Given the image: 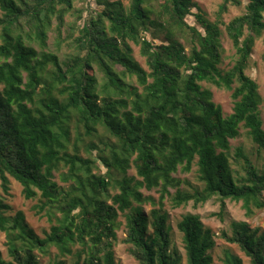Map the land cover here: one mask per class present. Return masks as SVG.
Returning <instances> with one entry per match:
<instances>
[{
	"label": "trees",
	"instance_id": "obj_1",
	"mask_svg": "<svg viewBox=\"0 0 264 264\" xmlns=\"http://www.w3.org/2000/svg\"><path fill=\"white\" fill-rule=\"evenodd\" d=\"M74 1L0 0V264H116L122 224L137 264H212V231L184 215L182 256L162 201L168 188L174 208L215 197L220 220L226 200L242 202L248 217L264 207L262 99L247 73L264 41V0H247L227 22L239 0H222L212 19L192 0H93L99 8L83 19ZM50 32L73 53L47 51ZM223 34L235 54L228 69L220 67ZM203 83L231 92L229 115ZM242 130L255 152L235 148L233 169L230 141ZM192 167L199 186L179 189L172 175ZM11 181L37 201L35 214L49 223L42 235L8 204ZM142 188L158 190V207ZM219 236L248 264H264V229L230 221ZM220 260L243 264L229 250Z\"/></svg>",
	"mask_w": 264,
	"mask_h": 264
},
{
	"label": "rangeland",
	"instance_id": "obj_2",
	"mask_svg": "<svg viewBox=\"0 0 264 264\" xmlns=\"http://www.w3.org/2000/svg\"><path fill=\"white\" fill-rule=\"evenodd\" d=\"M195 2L200 9L207 15L208 18L212 19V14L215 12L217 5L222 0H192ZM239 6H230L227 14L225 15V22L229 19L239 15L243 12L244 6L247 3V0H239ZM127 1L125 0V4ZM75 10H80L82 12V17L85 19L91 12L96 11L99 7L94 3L93 0H75L74 1ZM73 18L71 16H67L65 19L66 26L71 23ZM65 26V27H66ZM222 44V63L220 67L222 69H228L231 67L233 60L235 58L234 50L231 46L229 40L223 34L221 37ZM46 50L49 52H55L59 54L60 58H64L66 55L73 53L72 49H69L67 44H62L58 47L56 40L54 38L53 33H48L47 41H46ZM132 56L133 58L143 67H145L144 59L139 55L138 48L132 46ZM264 53V41L259 40L256 42L252 58H251V68L247 72L248 75L256 82L258 86V92L262 99V103L259 107L260 119L262 122V128L264 130V64L261 60V55ZM203 86L208 88L212 93V101L219 105L221 111L224 116L229 115L232 112L233 101L231 99V92L227 91L224 88H216L212 85L203 83ZM231 145V157L230 162L232 163V168L237 169L235 164L232 162L233 160V152L234 149L240 147L247 154H253L255 152V148L250 140L245 136L243 130L241 131V136L235 140L230 141ZM256 155V154H255ZM252 155V158L256 160V156ZM102 171V170H101ZM129 175L134 176V171L130 170L128 172ZM174 178L179 179L181 181V185L179 189L181 190H189V186H199V183L196 179L195 167H192L190 172L183 173L178 168L177 172L172 175ZM55 180L59 185H64L58 179V175L56 174ZM186 182V183H185ZM21 186L14 181H11V191L10 196H6L8 199V204L12 207L14 211H22L25 215V218L29 225L33 228V230L38 234L42 235L43 231H47L49 228V223L47 219L42 216V214H35V206L37 205L36 200H25L21 194ZM143 196H150L155 201V208L158 207V190L147 191L145 189L139 190ZM170 196H165L162 201V210L167 214V225L170 227V239L171 244L174 246L180 254L184 255L183 243H182V235L177 229V223L181 220V218L186 214L197 215L203 225L209 228L213 235L215 246L212 250V264H222L221 257L222 253L225 250H229L232 253L236 254L241 258L243 264H248L247 258L238 250L235 245H231L225 242L222 238H220V234L223 231H228V224L230 221L235 222H245L250 228H259L261 230L264 229V207L261 209H252V214L250 217L245 215V210L242 207V202H236L231 200H226V214L223 220L218 219L215 214L219 211V204L217 200L214 198L207 201L205 204L194 208L192 203H188L185 206H180L178 208H174L171 204L170 197L174 194V188H168ZM1 193V190H0ZM110 193H116L111 191ZM263 202H264V193H263ZM153 206L150 204L144 205V210L147 212L152 209ZM118 221L120 223L124 222L122 216H119ZM124 226L122 224L120 230L117 232V242L114 246V257L116 264H137V262L131 257V255L127 251V246L122 242L124 239ZM0 252L3 257L6 256V249L4 247V235L0 233ZM51 252L54 253L55 250L51 249ZM48 259L42 258L40 263L47 264ZM69 261V260H68Z\"/></svg>",
	"mask_w": 264,
	"mask_h": 264
}]
</instances>
